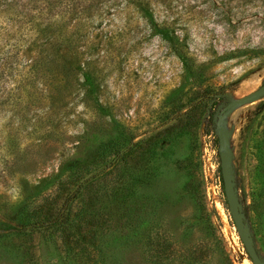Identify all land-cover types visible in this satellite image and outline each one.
Listing matches in <instances>:
<instances>
[{
	"label": "rangeland",
	"instance_id": "obj_1",
	"mask_svg": "<svg viewBox=\"0 0 264 264\" xmlns=\"http://www.w3.org/2000/svg\"><path fill=\"white\" fill-rule=\"evenodd\" d=\"M263 84L264 0H0V264H252L220 131L264 262Z\"/></svg>",
	"mask_w": 264,
	"mask_h": 264
},
{
	"label": "water",
	"instance_id": "obj_2",
	"mask_svg": "<svg viewBox=\"0 0 264 264\" xmlns=\"http://www.w3.org/2000/svg\"><path fill=\"white\" fill-rule=\"evenodd\" d=\"M262 98H264V84L253 93L228 103L219 112L218 120L221 121L227 111L234 108L244 107ZM217 138L220 174L230 217L250 262L252 264H264L257 252L250 227L246 221V216L243 212V208L238 197V190L235 186L233 176L229 170L230 159L227 155V152L225 151L227 147V138L222 131L218 133Z\"/></svg>",
	"mask_w": 264,
	"mask_h": 264
},
{
	"label": "trees",
	"instance_id": "obj_3",
	"mask_svg": "<svg viewBox=\"0 0 264 264\" xmlns=\"http://www.w3.org/2000/svg\"><path fill=\"white\" fill-rule=\"evenodd\" d=\"M129 149H126L124 151L121 152H117L115 151V157L114 159L107 165V169L113 167V165L118 161V159H120V157L127 152ZM102 170V169H101ZM102 172V171H100ZM99 171H95L94 173H91L89 175H87V177H85L84 179L81 180V182L79 183V185L77 186V189L74 190L73 194L70 195L66 201H70V200H74V199H78L81 194L83 193V190L89 185V183H91L93 180H96L97 178H99L100 173ZM222 181V179H221ZM223 186V184H222ZM115 194V192L111 191L109 193V195ZM74 224L73 220L68 218V213L65 209V207L62 209V211L60 212V214L54 216L53 218H48L46 220L43 221H38V222H20L19 224H17V226H15L13 228V231L17 232V233H24V231L27 230H33V229H37L39 227H44L45 225H49L52 227L58 226V227H62L63 230H65L67 225H71ZM145 223V222H144ZM147 224V222L145 223ZM162 249V250H161ZM161 250V251H160ZM159 253L162 256H166L169 257L171 256L170 253L174 252L173 249L169 248L168 245H164L160 248ZM175 255H178V251L174 252ZM182 256V260L185 264H198L201 262L203 256L200 252H197V250H189L183 253Z\"/></svg>",
	"mask_w": 264,
	"mask_h": 264
}]
</instances>
